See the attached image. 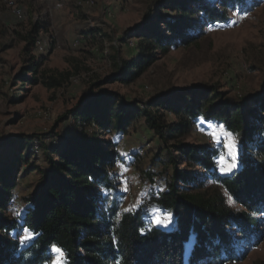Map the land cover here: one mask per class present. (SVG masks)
Listing matches in <instances>:
<instances>
[{
	"label": "trees",
	"instance_id": "trees-1",
	"mask_svg": "<svg viewBox=\"0 0 264 264\" xmlns=\"http://www.w3.org/2000/svg\"><path fill=\"white\" fill-rule=\"evenodd\" d=\"M247 3L154 0L160 11L152 15L150 9L140 25L125 33L140 38L137 57H119L117 73L107 81H135L177 43H192L200 25H224L230 21V10L242 11ZM163 9L176 14L170 16ZM43 29L47 23L40 20L25 33L18 32L26 62L19 77L29 84L39 79L41 58L36 52ZM50 84L60 82L52 78ZM103 84H92L60 118V122L73 118L68 133L52 128L50 134L62 145L51 146L38 138L45 166L32 165L38 179L16 218L9 209L20 167L29 164L37 136L16 135L0 142V147L14 146L6 161L0 153V264H51L52 245L63 250L67 264H221L244 257L240 246L252 240L257 244L264 237V217L258 218L264 215V85L259 93L235 99L216 85L198 83L175 94L178 103L171 99L174 94H162L140 101L142 107L137 108L139 102L127 103ZM162 109L180 115V122L166 125ZM141 117L161 141L159 160L167 159L172 172L163 189L147 190L134 210H122L121 181L113 171L117 152L101 133H125ZM200 120L222 124L239 140V165L231 172L220 169V151L212 145L169 143ZM144 175L153 185L156 174ZM228 198L243 208H233ZM154 210L171 214L168 228L150 222ZM231 228L241 235L239 240ZM23 232L32 239L21 240ZM190 238L195 243L187 259Z\"/></svg>",
	"mask_w": 264,
	"mask_h": 264
},
{
	"label": "rangeland",
	"instance_id": "rangeland-1",
	"mask_svg": "<svg viewBox=\"0 0 264 264\" xmlns=\"http://www.w3.org/2000/svg\"><path fill=\"white\" fill-rule=\"evenodd\" d=\"M150 9L152 15L160 11L154 0H0V142L16 135L37 136L34 138V154L29 164L20 167L18 174L19 184L9 209L14 218L25 209L23 198L32 191L38 179L32 165L45 166L38 138H43L51 146L62 145L58 136L50 134L52 128L64 134L69 132L74 124L73 118L69 116L61 122L60 118L68 115L92 84L104 83L105 88L119 92L127 103L139 102L137 108L142 107L140 101L146 102L162 94H174L171 99L178 103L175 94L184 93L198 83L216 85L235 99L262 90L264 0H248L242 11L230 10V21L224 25H200L192 43H177L135 81H107L116 75L119 57L128 60L137 57L140 38L125 33L127 29L140 25ZM163 11L170 16L176 14L169 9ZM40 20L47 23V29L41 31V44L37 45L36 55L39 60L41 58L39 79L37 83L29 84L19 77L26 62L22 54L25 43L18 32L25 33ZM201 30H205L204 33ZM52 78L60 84L51 85ZM159 113L164 114L166 125L175 126L181 120L180 115L168 109ZM95 130L93 127L91 131ZM101 137L111 142L117 152L113 171L121 181L122 210H134L147 190L165 187L172 168L167 166V159L164 158L166 163L160 162L158 156L162 143L143 117L133 121L125 133L107 130L101 133ZM233 137L238 147V167L239 140L220 123L197 121L184 136L170 139L169 143L182 140L212 145L220 151L218 163L222 169L231 163L226 146ZM142 149L144 154L140 153ZM11 150L14 146L0 147L5 161ZM145 171L156 174L153 185L143 179ZM125 179L128 182L126 192L123 191ZM210 185L208 182L207 187ZM228 200L233 208H243L231 198ZM167 215L154 210L149 220L154 223L156 217L167 219ZM263 217V214L258 215V218ZM159 226L168 228L170 224ZM233 233L237 240L241 238L236 230ZM28 236L31 235L23 232L20 239ZM240 249L245 253L244 257L221 264H264V237L257 244L252 240L249 245H241ZM55 258L53 253V260Z\"/></svg>",
	"mask_w": 264,
	"mask_h": 264
},
{
	"label": "snow or ice",
	"instance_id": "snow-or-ice-1",
	"mask_svg": "<svg viewBox=\"0 0 264 264\" xmlns=\"http://www.w3.org/2000/svg\"><path fill=\"white\" fill-rule=\"evenodd\" d=\"M219 143V141H217ZM223 146V145H222ZM227 149L229 151V154L231 156V163L227 165V167L222 168V171H227V172H231L233 169H235L237 167V163H236V154L238 152V147H237V142L235 140V138H231L230 142L227 144ZM127 171V169H125V172ZM128 182L125 179L124 181V187H123V191H128ZM154 223H156L157 225H164L167 226L168 224L171 223V214L169 213L167 215V219L163 218V217H156L154 219ZM32 239L31 236L25 237V240H30ZM194 239L190 238V243L186 245V255H190L192 248L194 247ZM51 251L53 253L56 254V258L54 260L51 261V264H67L66 258L63 254V250L61 248H58L56 245H52L51 247Z\"/></svg>",
	"mask_w": 264,
	"mask_h": 264
},
{
	"label": "bare ground",
	"instance_id": "bare-ground-1",
	"mask_svg": "<svg viewBox=\"0 0 264 264\" xmlns=\"http://www.w3.org/2000/svg\"><path fill=\"white\" fill-rule=\"evenodd\" d=\"M41 44V41H40V38H39V40H38V42H37V45H40ZM41 48H42V46H40V50H41ZM151 145V144H150Z\"/></svg>",
	"mask_w": 264,
	"mask_h": 264
}]
</instances>
